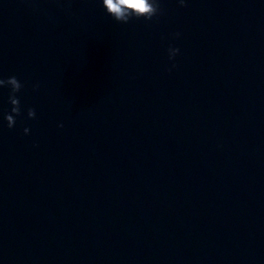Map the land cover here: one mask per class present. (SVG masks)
Instances as JSON below:
<instances>
[{
    "label": "clouds",
    "instance_id": "clouds-1",
    "mask_svg": "<svg viewBox=\"0 0 264 264\" xmlns=\"http://www.w3.org/2000/svg\"><path fill=\"white\" fill-rule=\"evenodd\" d=\"M181 7H186L185 0H178ZM103 7L105 8L108 15H110L115 21L123 24L129 23L133 18L145 20H152L153 17L158 16L162 13V8L159 0H102ZM177 37L179 33L175 34ZM180 49L176 47H169L168 56L169 60H174L179 54ZM176 67L175 64L172 65ZM171 71V69H168ZM0 87H7L10 89L8 94V103L11 105L10 113L4 114V119L7 122L9 129L13 128L16 124V117L22 116V109L20 99L17 95L24 87L20 80L15 76H9L7 78H0ZM39 85H34V90H37ZM27 118L35 119L36 111L34 108L27 109ZM63 127V125H59ZM24 134L28 135L30 129L25 127L23 129Z\"/></svg>",
    "mask_w": 264,
    "mask_h": 264
}]
</instances>
